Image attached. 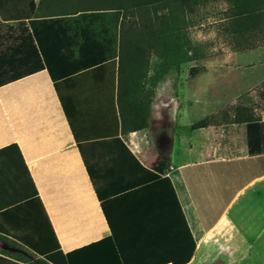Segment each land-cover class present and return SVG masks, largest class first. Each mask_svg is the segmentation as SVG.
Segmentation results:
<instances>
[{"label":"crops","instance_id":"0c3cea01","mask_svg":"<svg viewBox=\"0 0 264 264\" xmlns=\"http://www.w3.org/2000/svg\"><path fill=\"white\" fill-rule=\"evenodd\" d=\"M220 4L228 7L225 2ZM209 15L213 23L218 21L214 14ZM117 18L120 23L121 16ZM16 25L14 21L2 22L0 46L13 45L15 40L4 39V31ZM261 26L258 19L252 29L260 31ZM204 31L216 36L213 27ZM254 34L248 45L228 48L222 55L229 56L237 68L213 69L211 64L219 59L210 50L211 56L205 53L206 58L200 60L207 63L200 76L211 74L215 80L208 82L210 86L223 85L236 96L259 85L264 77L246 81L245 71L253 70L255 64L241 65L233 60L239 54L264 53V35ZM212 46L208 43V49ZM21 69L14 66L11 70ZM226 77L230 80L224 83ZM57 88L46 70L0 87V149L18 146L39 199L29 210L25 201L30 186H24L25 198L23 189L17 193L13 185L7 188L8 194L0 198L11 209L0 214V232L16 235L21 241L23 234L29 235L25 240L28 247L42 253L58 246L66 254L102 241L88 251L89 264H192L218 231L237 222L247 209L259 202L264 210V175L259 176L264 164L245 160L247 146L234 158L213 148L174 164L168 155V169L157 180L143 170L155 171L156 166L149 158L154 152L142 151L139 146L141 132L120 133L110 70L101 67L76 75ZM153 125L150 121L149 131ZM163 146L157 147L160 154ZM218 215L215 225L205 231ZM46 240L47 249L43 248ZM0 255L25 264H44L8 238L0 237Z\"/></svg>","mask_w":264,"mask_h":264},{"label":"trees","instance_id":"16d2710c","mask_svg":"<svg viewBox=\"0 0 264 264\" xmlns=\"http://www.w3.org/2000/svg\"><path fill=\"white\" fill-rule=\"evenodd\" d=\"M252 1L40 0L35 3L34 0H0V25L9 21L17 23L15 28L4 31V39L15 40L13 45L0 46V87L46 70L55 90H58V84L63 80L103 67L112 72L120 133L145 132L149 129L151 117L152 95L148 92L149 88L154 87L165 72L206 58L202 48L195 45L190 38L191 28L197 26L203 19L200 16L201 9H205L210 3L228 4L217 22H221L219 27L224 36L238 41L250 39V35L254 36L256 32L264 35V0H255V3ZM100 12H116L121 16L116 59H107L110 43L96 38L91 21L73 33L71 27L62 21L65 16L78 14L83 16L86 13ZM38 15H41L40 19ZM258 19L261 20L262 26L260 31H255L252 26ZM25 22H29L30 25L27 26ZM242 32L248 36L244 37ZM153 57L160 63L157 74L152 79L149 70L150 59ZM14 66L22 69L12 72ZM204 72V67L194 66L189 69V77L195 78ZM254 89L259 98L264 100V80ZM240 124L245 128L248 153L245 160L259 161L263 166L264 108L263 116H255L251 109L237 104H226L214 113L192 123L189 129L197 131ZM79 149L85 162L80 145ZM164 165L167 167L166 162ZM143 170L157 180L165 174L163 170L160 171L159 166L155 171ZM262 175L264 168L259 176ZM11 185L17 193H21L23 189L24 198L27 196L24 186H30L31 193L29 199L25 201L29 210L34 209L33 201L39 204L32 178L16 144L0 149V196L8 194L7 188ZM5 201L0 198V214L11 209ZM219 216L205 231L215 225ZM0 237L10 239L14 246L28 249L44 264H89L88 251L102 245L100 241L66 254L57 246L52 251L42 253L28 247L25 240L30 237L29 235L23 234L21 238L25 239L22 241L16 235L9 236L2 232ZM48 244V240L43 241V248L47 249ZM20 262L23 263L0 255V264H21Z\"/></svg>","mask_w":264,"mask_h":264},{"label":"rangeland","instance_id":"374dc122","mask_svg":"<svg viewBox=\"0 0 264 264\" xmlns=\"http://www.w3.org/2000/svg\"><path fill=\"white\" fill-rule=\"evenodd\" d=\"M225 9L226 7L220 3H210L200 11L202 21L190 30V38L195 45L199 47V42L203 46L207 45L204 54L211 56L210 50L216 53L215 56L219 60L211 65H214L213 69L219 70L237 68L235 64H231L232 60L229 56L222 57V55L228 48L233 49L237 45L245 46L250 42L249 38L238 41H234L232 37L227 38L219 27L221 22H217V25L213 23L214 20L209 14L214 13L218 20ZM117 15L119 14L116 12L86 13L83 16L80 14L65 16L62 21L71 27V33L77 32L85 23L91 21L96 38L110 43L108 57L113 58L118 55L119 21ZM212 27L216 30V36L204 31ZM208 43L213 45L211 49H208ZM203 46H200L202 50ZM233 60L241 65L255 64L253 70L245 71L248 83L264 77V65H261L264 62V53L239 54L235 55ZM159 63L157 58L150 59L149 75L152 79L157 74ZM205 65H207L205 61H198L182 65L178 69H171L165 72L157 84L148 90L152 95L150 121L154 125L151 131L141 132L142 138L138 143L142 151L154 152L149 155V158L156 168L159 166L160 171L168 169L169 164L165 161L168 155L174 164L178 160L207 154L209 148L221 150L222 155L228 158L241 156L245 152V128L242 124L208 130L191 131L189 129L192 123L214 113L224 105L233 101L240 107L251 109L255 116H263L264 100L259 98L254 88H248L239 96H236L235 92L230 95L231 89L223 85L210 86L208 82L215 80L211 74L207 77L200 76V74L195 78L189 77L191 67L198 66L206 69ZM222 80L226 83L230 79L226 77ZM162 145L165 146L160 154L157 147H162ZM165 162L167 167L164 165ZM247 210L245 214L236 219L237 222L233 225L229 223L227 229L218 231L217 236L209 241L207 249L201 252L192 264H215L217 261L222 264H264V210L261 211L259 208V202L257 207H250ZM224 224L225 221L219 222L215 230ZM36 262L33 264L39 263V261Z\"/></svg>","mask_w":264,"mask_h":264},{"label":"water","instance_id":"95a60500","mask_svg":"<svg viewBox=\"0 0 264 264\" xmlns=\"http://www.w3.org/2000/svg\"><path fill=\"white\" fill-rule=\"evenodd\" d=\"M215 264H222L220 261H217Z\"/></svg>","mask_w":264,"mask_h":264}]
</instances>
